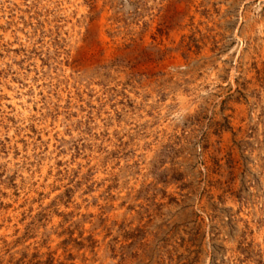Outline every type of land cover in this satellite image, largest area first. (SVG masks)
Masks as SVG:
<instances>
[{"label":"rangeland","instance_id":"obj_1","mask_svg":"<svg viewBox=\"0 0 264 264\" xmlns=\"http://www.w3.org/2000/svg\"><path fill=\"white\" fill-rule=\"evenodd\" d=\"M0 264H264V0H0Z\"/></svg>","mask_w":264,"mask_h":264}]
</instances>
